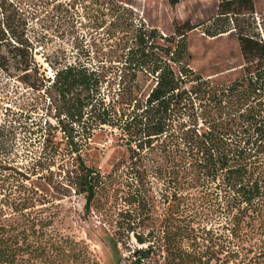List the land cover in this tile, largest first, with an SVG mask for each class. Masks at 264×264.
<instances>
[{
  "label": "trees",
  "instance_id": "trees-1",
  "mask_svg": "<svg viewBox=\"0 0 264 264\" xmlns=\"http://www.w3.org/2000/svg\"><path fill=\"white\" fill-rule=\"evenodd\" d=\"M11 9L0 0V69L37 72ZM253 13L254 0H218L203 31L235 37L245 66L229 83L195 73L183 39L150 30L129 39L121 68L109 67L115 78L106 84L107 98L101 88L108 71L76 62L53 68L52 80L42 76L30 84L43 87L48 107L54 105L55 123L44 121V153L52 158L63 151L73 161L66 189L81 195L84 214L102 224L114 264H210L218 260L203 224L211 217L228 221L229 236L244 218L258 220L261 230L264 40ZM181 115L189 122L179 121ZM103 126L118 131L128 160L107 174L80 158L83 144ZM7 128L6 143L11 123ZM147 167L164 181L161 201L149 192ZM122 178L124 190L114 186ZM41 221L0 215V264H98L84 242ZM256 246L235 264H264V234Z\"/></svg>",
  "mask_w": 264,
  "mask_h": 264
},
{
  "label": "rangeland",
  "instance_id": "rangeland-1",
  "mask_svg": "<svg viewBox=\"0 0 264 264\" xmlns=\"http://www.w3.org/2000/svg\"><path fill=\"white\" fill-rule=\"evenodd\" d=\"M7 1L13 8L10 11L14 20L20 24L37 72L23 74L10 69L7 74L0 69V215L49 221L51 230L84 242L98 264H114L103 239L102 224L95 216L84 214L81 195L66 189L73 161L63 151L52 158L44 153V121L55 123L54 105L50 110L44 88L35 89L30 84L37 83L42 76L52 80L53 68L76 62L108 71L101 88L107 98L106 84L115 78L109 67L121 68L132 46L129 39L150 30L163 37L183 39L188 66L219 83H229L238 77L245 60L234 36L227 33L208 36L203 32L217 14L218 0ZM253 18L264 40V0H254ZM156 34L157 42L166 44ZM149 58L152 56L148 54ZM147 78V84H152V78ZM178 120L189 122L186 115ZM9 123L14 130L10 128L12 137L6 143ZM66 129L65 126L68 134ZM57 131L55 139L60 140L63 134ZM80 158L85 165L103 174L113 168H123L128 161L118 131L107 126L93 131L82 146ZM146 169L149 192L161 201L166 188L164 181L155 179L156 175ZM123 180L119 179L114 186L124 190ZM203 224L209 230L207 238H211L218 257L210 264L226 261L235 264L236 260L238 263L240 258L251 256L264 234V223L260 230L259 221L249 218L237 222L234 236H229L232 226L224 217H211ZM232 251H237V255H232Z\"/></svg>",
  "mask_w": 264,
  "mask_h": 264
}]
</instances>
